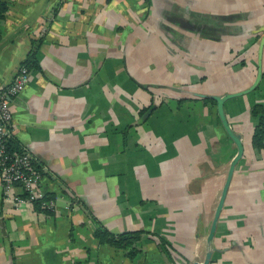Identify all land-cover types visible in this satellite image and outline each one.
Masks as SVG:
<instances>
[{"label":"crops","instance_id":"crops-1","mask_svg":"<svg viewBox=\"0 0 264 264\" xmlns=\"http://www.w3.org/2000/svg\"><path fill=\"white\" fill-rule=\"evenodd\" d=\"M5 1L0 86L37 42L8 103L10 140L54 209H13L0 187V264H191L208 250V264H264V148L250 144L264 73L223 103L243 152L209 241L236 148L197 96L249 86L264 0ZM96 227L142 230L137 253Z\"/></svg>","mask_w":264,"mask_h":264},{"label":"built area","instance_id":"built-area-1","mask_svg":"<svg viewBox=\"0 0 264 264\" xmlns=\"http://www.w3.org/2000/svg\"><path fill=\"white\" fill-rule=\"evenodd\" d=\"M27 69L19 65L12 79L0 86V187L1 200L9 203L13 209L21 206L38 207L53 211L54 200L39 189L40 172L33 164L29 153L20 149L9 150L6 146L11 138L10 111L8 103L25 85Z\"/></svg>","mask_w":264,"mask_h":264},{"label":"water","instance_id":"water-1","mask_svg":"<svg viewBox=\"0 0 264 264\" xmlns=\"http://www.w3.org/2000/svg\"><path fill=\"white\" fill-rule=\"evenodd\" d=\"M256 32H261V35L258 39L257 47H256L255 73H254L253 80L251 81L249 86H247L245 89H242L236 92H231V93H224L222 95L197 94V96L201 98H208V99L214 100L215 110H216V114L219 119L220 125L222 129L224 130L225 134L228 136V138H230V140L234 143L235 148H236V151L227 166L225 178H224V181H223L220 193H219L216 206L214 208L213 216H212L210 226L208 229V233L206 236L207 241H209L213 235L214 228H215V222L218 218L220 209L222 207L223 200L226 195V191H227L230 179H231L234 166L236 162L238 161V159L241 157L242 152H243V146L241 143L240 135L234 132V130L229 125L226 119V116L224 114L223 103L228 98L240 96V95L246 94L254 90L258 86L259 81L262 77L263 66H262L261 58H262V49H263V44H264V25L260 26ZM150 109L151 107L148 108V110L145 113H148ZM209 259H210V251L208 250L205 252L204 258L201 262L193 261L191 264H208Z\"/></svg>","mask_w":264,"mask_h":264},{"label":"trees","instance_id":"trees-1","mask_svg":"<svg viewBox=\"0 0 264 264\" xmlns=\"http://www.w3.org/2000/svg\"><path fill=\"white\" fill-rule=\"evenodd\" d=\"M6 8V1L0 0V19L4 16ZM33 43H35V45L33 46L32 50L28 52L26 58L20 63V65L24 66L26 69L33 67L35 64L33 56L37 42ZM263 73L264 70L262 71V74ZM202 100L215 105V102L212 99L204 98ZM250 113L255 119L254 127L250 136V144L252 148L260 150L264 148V117L261 106L254 104L250 108ZM6 146L9 150H19V146H17V143L14 140H8ZM37 206L38 202H33L32 207L36 208ZM141 233H143L142 230L112 233L103 227H96L93 231L94 237L98 240V242L108 244L114 248L126 250V255L129 258L134 257V255L137 253L135 243L139 240Z\"/></svg>","mask_w":264,"mask_h":264},{"label":"rangeland","instance_id":"rangeland-1","mask_svg":"<svg viewBox=\"0 0 264 264\" xmlns=\"http://www.w3.org/2000/svg\"><path fill=\"white\" fill-rule=\"evenodd\" d=\"M172 93H174V92H172Z\"/></svg>","mask_w":264,"mask_h":264}]
</instances>
